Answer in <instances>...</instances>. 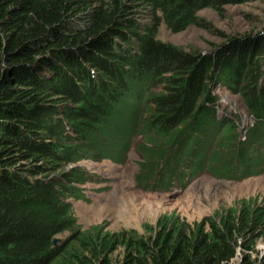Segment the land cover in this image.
Segmentation results:
<instances>
[{"label":"trees","instance_id":"16d2710c","mask_svg":"<svg viewBox=\"0 0 264 264\" xmlns=\"http://www.w3.org/2000/svg\"><path fill=\"white\" fill-rule=\"evenodd\" d=\"M244 1L0 0V264H264V200L192 222L168 212L140 233L82 229L70 199L97 177L65 169L123 163L137 142L149 189L189 170L264 173V28L204 53L158 34L161 22L173 33L205 26L200 9ZM221 84L254 120L243 137L239 119L218 112Z\"/></svg>","mask_w":264,"mask_h":264},{"label":"rangeland","instance_id":"374dc122","mask_svg":"<svg viewBox=\"0 0 264 264\" xmlns=\"http://www.w3.org/2000/svg\"><path fill=\"white\" fill-rule=\"evenodd\" d=\"M198 16L205 26L190 25L177 33L161 22L159 38L182 49L204 53L230 37L258 35L264 28V0L226 5L220 12L205 7L198 11ZM215 92L219 114L230 110L240 121L243 137L244 126L251 125L254 120L240 96L223 84ZM137 144H133L123 163H114L107 157L100 162L85 159L66 164L65 169L84 166L91 176L97 177L81 185L84 186L82 198L70 199L73 214L82 229L97 225L110 232L134 229L140 233L144 223L155 225L158 218L168 212L178 213L192 222L220 207L237 204L242 198L264 200V173L232 179L217 178L204 170H189L181 180L171 179L172 188L162 191L143 187V180L137 181L136 177L140 168ZM68 234L56 236L64 238ZM256 248L264 255V234Z\"/></svg>","mask_w":264,"mask_h":264},{"label":"water","instance_id":"95a60500","mask_svg":"<svg viewBox=\"0 0 264 264\" xmlns=\"http://www.w3.org/2000/svg\"><path fill=\"white\" fill-rule=\"evenodd\" d=\"M58 241H59V238H58V237H56V238L53 239V242H54L55 244H56Z\"/></svg>","mask_w":264,"mask_h":264},{"label":"clouds","instance_id":"9594fccd","mask_svg":"<svg viewBox=\"0 0 264 264\" xmlns=\"http://www.w3.org/2000/svg\"><path fill=\"white\" fill-rule=\"evenodd\" d=\"M56 237H58V236H54L53 239L56 238ZM58 238H59V242H60L61 238H60V237H58ZM59 242H58V243H59ZM58 243H57V244H58ZM53 244H55V243L53 242Z\"/></svg>","mask_w":264,"mask_h":264}]
</instances>
